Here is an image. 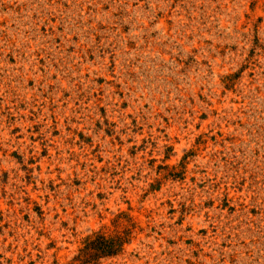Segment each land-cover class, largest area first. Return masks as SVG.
<instances>
[{"label": "rangeland", "instance_id": "obj_1", "mask_svg": "<svg viewBox=\"0 0 264 264\" xmlns=\"http://www.w3.org/2000/svg\"><path fill=\"white\" fill-rule=\"evenodd\" d=\"M0 264H264V0H0Z\"/></svg>", "mask_w": 264, "mask_h": 264}, {"label": "trees", "instance_id": "obj_2", "mask_svg": "<svg viewBox=\"0 0 264 264\" xmlns=\"http://www.w3.org/2000/svg\"><path fill=\"white\" fill-rule=\"evenodd\" d=\"M126 242V238L121 234L114 237H107L103 233L96 234V238L91 241L81 252L79 260L91 263L102 257L118 255ZM94 258V259H93Z\"/></svg>", "mask_w": 264, "mask_h": 264}, {"label": "snow or ice", "instance_id": "obj_3", "mask_svg": "<svg viewBox=\"0 0 264 264\" xmlns=\"http://www.w3.org/2000/svg\"><path fill=\"white\" fill-rule=\"evenodd\" d=\"M172 7H176V4H173ZM170 23L173 25V28L172 30L174 31L175 30V21H170ZM164 45L162 44L161 47H163ZM61 75H64L65 78L69 81V85H68V88L71 89L72 85L75 83L74 79H73V76H74V73L73 72H70V71H66L64 73H61ZM59 80H60V76L58 75L56 77V84L53 86V91L57 90V89H62L63 86L59 84ZM67 95L70 96L71 95V91H67ZM215 231H219L217 229H214ZM223 254L221 253V259H223Z\"/></svg>", "mask_w": 264, "mask_h": 264}]
</instances>
